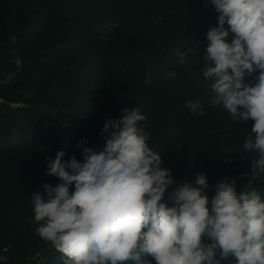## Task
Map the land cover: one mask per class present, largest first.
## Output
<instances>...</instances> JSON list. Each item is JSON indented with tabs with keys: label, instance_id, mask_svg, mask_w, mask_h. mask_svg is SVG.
<instances>
[{
	"label": "trees",
	"instance_id": "trees-1",
	"mask_svg": "<svg viewBox=\"0 0 264 264\" xmlns=\"http://www.w3.org/2000/svg\"><path fill=\"white\" fill-rule=\"evenodd\" d=\"M218 15L211 0H0V60L22 52L34 74L33 82L14 71L1 77L17 82L0 100V264H64L36 232L31 197L61 183L46 174L49 158L63 150L64 162H83V148L102 150L105 122L124 109L145 115L139 124L149 147L171 170L164 202L176 186L205 174L210 208L218 180L251 170L257 154L243 145L254 121L235 122L222 105L212 106L213 81L203 76L206 34ZM258 74L245 82L254 84ZM15 95L32 108L12 106ZM196 100L203 115L186 107ZM62 112L73 114L69 123H60Z\"/></svg>",
	"mask_w": 264,
	"mask_h": 264
},
{
	"label": "clouds",
	"instance_id": "clouds-1",
	"mask_svg": "<svg viewBox=\"0 0 264 264\" xmlns=\"http://www.w3.org/2000/svg\"><path fill=\"white\" fill-rule=\"evenodd\" d=\"M211 3L219 13L218 26L206 34L203 76L213 81L212 106L222 105L235 122L254 121L243 148L257 154L251 159V175L260 178L264 176V0ZM14 63L19 68L21 60ZM257 71L254 84L245 82L246 75ZM186 107L204 114L199 100L188 101ZM123 112L121 118L105 122L102 150L82 149L83 162L75 156L64 162L63 150L54 160L49 158L46 174L61 183L44 184L46 196L36 192L31 197L36 232L66 257L64 264L129 260L220 264L229 257L236 264H264L260 191L238 193L235 180L225 179L218 183L209 208L208 180L198 174L194 183L176 186L169 202H164L174 183L171 170L162 167L160 153L149 147L150 136L139 124L145 115L136 108ZM82 144L78 142L77 148ZM205 237L210 242L205 243ZM145 256L152 259H142Z\"/></svg>",
	"mask_w": 264,
	"mask_h": 264
},
{
	"label": "rangeland",
	"instance_id": "rangeland-1",
	"mask_svg": "<svg viewBox=\"0 0 264 264\" xmlns=\"http://www.w3.org/2000/svg\"><path fill=\"white\" fill-rule=\"evenodd\" d=\"M56 34V33H55ZM21 53H16L14 55H10V56H7L5 58H2L0 60V100L3 101L5 100L4 98V94H6L7 90H9L10 88H12V86H14V84L17 82V79L20 80V79H23V80H26L28 79L29 81L33 82V72L30 73V68L33 66V64L29 65V67H25V64L23 63V61H21V65L19 68H17V66L15 65L14 63V60L16 58H21ZM36 63H40V62H36ZM35 63V64H36ZM6 71H11V72H16V78L13 79L11 82H8V81H5V82H2L1 81V77H2V74ZM8 80L10 79V77L7 78ZM15 82V83H14ZM70 83H77V81H71ZM27 94H34V93H31V91H25ZM23 94V93H22ZM6 96V95H5ZM22 96V95H20ZM20 96L18 95H15V96H12V99L13 101L12 102V106H15V107H27L29 109L32 108V106L30 104H26L22 101V99H20ZM24 96V95H23ZM58 96V95H57ZM28 109V110H29ZM63 116L65 119H60V123H69L70 120H68L67 118H71L73 117V114L71 113H68V112H62ZM54 124V126L57 124L55 122H51ZM243 174V175H242ZM236 180V187L238 188V191L241 192L243 190H246V189H251V188H255L257 190L260 191V193H264V176L260 177V178H256V179H253L252 175H251V170L245 172V173H242ZM207 177V176H206ZM208 178V177H207ZM251 181V183H250ZM221 181H217V183H219ZM213 188V187H212ZM6 248H4L3 250H5Z\"/></svg>",
	"mask_w": 264,
	"mask_h": 264
},
{
	"label": "built area",
	"instance_id": "built-area-1",
	"mask_svg": "<svg viewBox=\"0 0 264 264\" xmlns=\"http://www.w3.org/2000/svg\"><path fill=\"white\" fill-rule=\"evenodd\" d=\"M240 175H241V174H240ZM240 175H236V176H234V177L232 178V180H230V182L233 181V180H235V185H236V184H237V183H236V180H237V178H238ZM242 175H243V174H242ZM235 187H236V186H235ZM236 190H237V192L239 193L237 187H236Z\"/></svg>",
	"mask_w": 264,
	"mask_h": 264
}]
</instances>
